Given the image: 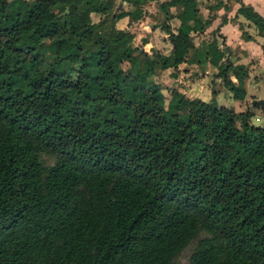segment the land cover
<instances>
[{
    "label": "trees",
    "instance_id": "trees-1",
    "mask_svg": "<svg viewBox=\"0 0 264 264\" xmlns=\"http://www.w3.org/2000/svg\"><path fill=\"white\" fill-rule=\"evenodd\" d=\"M123 1L0 0V264H181L191 242L184 264H264V127L180 96L171 115L154 80L207 61L243 100L229 75L246 70L187 43L196 0H170L167 55L114 27L151 0Z\"/></svg>",
    "mask_w": 264,
    "mask_h": 264
},
{
    "label": "crops",
    "instance_id": "crops-1",
    "mask_svg": "<svg viewBox=\"0 0 264 264\" xmlns=\"http://www.w3.org/2000/svg\"><path fill=\"white\" fill-rule=\"evenodd\" d=\"M196 1L199 15L206 23L200 31L189 34L187 43L197 47L201 43L215 42L219 49L224 50L223 59L227 55L229 65L246 70V75L238 74L236 77L229 75V79L239 86L245 95L243 100L233 99L230 92L222 86L220 78L216 76V67L207 61L193 62L159 71L154 80L161 89L164 102V91L169 94L168 102L171 105L175 103L173 98L176 97L175 93H178L184 100H198L216 107L231 108L238 113L247 111L249 113L247 121L250 125L264 127V104L251 106L252 100L264 101V34H259L248 20L236 12L239 5L243 4L264 17V0ZM129 9L131 7L125 1L115 0L112 15L120 10ZM140 11L141 15L137 19H130L128 16L117 19L114 27L132 33V43L134 46L138 45L146 54H151V50L162 51L168 45L167 51L159 52L161 55H167L171 44L162 26L168 25L175 33L179 24L175 18L176 7L170 5V0H151L142 4ZM89 17L92 23L100 19L97 13H90Z\"/></svg>",
    "mask_w": 264,
    "mask_h": 264
},
{
    "label": "rangeland",
    "instance_id": "rangeland-1",
    "mask_svg": "<svg viewBox=\"0 0 264 264\" xmlns=\"http://www.w3.org/2000/svg\"><path fill=\"white\" fill-rule=\"evenodd\" d=\"M137 43H138V42H136V45H137ZM133 45H134V44H133ZM136 47H138V45H137ZM167 49H168V45L165 46V47L162 49V51H167ZM162 51L159 50L158 52L162 53ZM187 71H189V68H188ZM187 71H186V72H187ZM155 80H156V79H155ZM192 82H193V81H192ZM159 84H160V83H159ZM163 93H164V95H165L164 108L166 109L167 113H169V114H171V115H174V116H175V115H176V116H179V115H182L183 113L186 112V110L188 109V105H186V104H182L180 101H178L179 96H180V97L182 96L181 94L175 93V96H176V97H173L175 103H173V104L171 105L170 102H168V96H169V94H168L166 91H164ZM177 98H178V99H177ZM185 100L189 101V99H185ZM174 101H173V102H174ZM256 127H258V126H256ZM45 158H46V156H44V159H45ZM199 237H203V234L200 233V234H199ZM193 245H194V243L191 242V243L188 244L185 248H183V249L179 252L178 257L176 258V262H179V263H181V264L186 263L187 258H188L189 254H190V251H191V249L193 248Z\"/></svg>",
    "mask_w": 264,
    "mask_h": 264
},
{
    "label": "water",
    "instance_id": "water-1",
    "mask_svg": "<svg viewBox=\"0 0 264 264\" xmlns=\"http://www.w3.org/2000/svg\"><path fill=\"white\" fill-rule=\"evenodd\" d=\"M224 49L226 50V48L224 47ZM140 52H142V50H140ZM228 52V51H227ZM223 62H228V56L226 55V57L223 59ZM264 104V101L259 99V100H252L251 101V106H262Z\"/></svg>",
    "mask_w": 264,
    "mask_h": 264
}]
</instances>
